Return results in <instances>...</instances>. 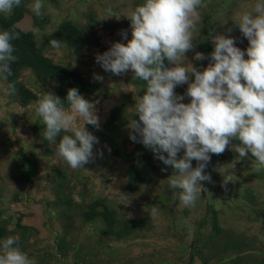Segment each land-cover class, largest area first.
Instances as JSON below:
<instances>
[{
    "label": "clouds",
    "instance_id": "9594fccd",
    "mask_svg": "<svg viewBox=\"0 0 264 264\" xmlns=\"http://www.w3.org/2000/svg\"><path fill=\"white\" fill-rule=\"evenodd\" d=\"M20 5L21 0H0V13L10 14ZM206 7L205 0H144L127 16L132 27V39L127 45L115 43L108 51L96 57L97 63L105 72L121 75L131 69L136 79L147 82L146 94L138 99L135 106L139 120L134 114L131 123L129 120L122 122L126 123L125 134L130 136L131 143L127 145L128 148L123 142L120 144L128 152H136L131 158L134 160L133 164L144 166L145 156L152 159L160 178L163 170L166 179L167 173L175 169L176 174L166 179L165 183L173 192L180 190V201L184 206H194L206 181L218 174L214 173L211 177L204 174L211 160L209 154L224 153L233 139L239 141L234 150L241 159L250 154L256 162L253 165L255 171L264 169V0H256L251 11L237 14L236 25L249 41L246 52L235 46V38L216 36L213 40L215 50L212 48L214 52L211 54L214 63L201 72L192 64L186 63V53L194 50L193 33L196 31L199 9ZM31 8L36 14L34 20L36 16H43V0H35ZM107 15L119 18L111 8L107 10ZM25 18L26 15L22 21ZM22 21L18 24L19 27ZM48 21L49 24V18ZM65 21L71 20H64L60 24ZM48 24L43 26L44 31L52 32L60 25L50 31L45 28ZM33 32L39 35L40 29L34 28ZM123 36L127 39L126 33ZM19 38L20 35L15 30L0 32V81L5 83L15 102L12 93H15L16 87L14 83L8 85L7 77L13 74L10 65L17 60L12 41ZM50 46L60 49L61 41L53 39ZM54 49L49 51L56 53ZM47 55L53 58L51 54ZM195 59L201 61L205 56L196 53ZM165 61L172 66H166ZM64 65L75 69L72 65ZM26 70L31 71L40 83L39 91L43 93L41 97L32 86L24 82L23 73ZM192 76L194 82L190 83ZM96 79L102 78L97 76ZM20 80L37 94V99L26 107L16 103L27 108L36 102L35 111L41 118L35 127L46 126L43 136L49 143L60 137L57 155L72 169L85 168L87 164L88 169L100 166L95 165V160L97 154L102 156V152L94 153V145L99 140L86 128V125L97 129L100 127L95 104L86 100L78 89L72 88L68 90L65 107L60 98L55 96L58 93L55 88L58 82L51 79L42 83L29 68H25ZM184 84L188 85L186 96L191 101L187 104L182 102L185 97L178 96L175 92L178 85ZM50 85L54 86V95L42 89ZM78 118H82L83 125L77 123ZM129 124L134 133L132 135L127 132ZM137 134L140 137L138 142L143 147L135 143ZM182 150L184 155L178 158ZM149 151L158 160L153 161ZM141 155L144 158L142 161L138 160ZM193 160L197 162L195 168L192 166ZM161 161L171 168L162 167ZM138 189L132 192H137ZM212 190L209 188V191ZM218 191L215 189V192ZM205 198L208 199V193ZM253 207L264 218V204L259 202ZM213 209L221 212L219 217L222 227L223 213L214 204L207 202L206 212L201 219L212 215ZM157 211V207L153 206L151 216L155 217ZM150 225L151 222L148 226ZM207 227L210 226L202 228ZM145 229L147 227L142 230ZM258 238L261 239L260 236ZM18 241L17 236H9L3 240L0 264H36L20 250ZM194 245L190 252L191 258L194 254L197 255Z\"/></svg>",
    "mask_w": 264,
    "mask_h": 264
},
{
    "label": "rangeland",
    "instance_id": "374dc122",
    "mask_svg": "<svg viewBox=\"0 0 264 264\" xmlns=\"http://www.w3.org/2000/svg\"><path fill=\"white\" fill-rule=\"evenodd\" d=\"M137 0H43L44 8L41 10L42 15L49 18L50 23L45 26L46 29L52 31L64 20H71L80 27H86L91 22L89 19L90 10H94L95 17L100 21V25H95L96 36L99 38L102 46H90L84 52L83 58L74 61V56L69 54L66 58L63 52L57 50L48 51L53 56L55 61L62 64H69L85 74L89 79L98 80L96 77H101L98 81L103 84V91L92 96H84L86 100L95 104L96 114L99 117L100 127L95 128L92 125H86V128L99 140V143L94 145V153L100 150V142L104 132L102 128L105 122L110 117L111 109L116 105H124L125 121L131 120L135 114L139 120V115L135 113V106L138 99L142 97L130 85L125 83V77L128 74L134 73L131 69L121 75H115L111 72H105L99 63H97V55H102L108 51L115 43H127L132 39L131 20L127 17L131 14L134 4ZM256 0H205L206 8L199 9V19L196 25V31L193 33L194 50L186 53V63L192 64L198 71L205 70L209 64L206 62L207 54L201 52L199 45H208L215 50L213 42L214 37L224 35L226 38H235L236 47L246 52L249 47V41L241 33L237 23V14L245 11H251ZM35 0H31L28 5L29 12L26 18L20 24V28L25 31L34 29V16L36 15L31 8ZM111 8L119 15V18L107 15V10ZM209 17V19H207ZM123 33L127 34V39ZM196 53H202L205 56L204 60L197 61ZM247 59V56H245ZM91 62H88L90 61ZM66 63H65V62ZM214 63V62H213ZM23 80L28 86H32L39 93V97L43 95L40 90V83L37 82L34 74L26 70L23 73ZM190 83L194 82V76L190 77ZM242 83H244L242 81ZM48 87L50 89L48 90ZM43 87L44 91H49L55 94L54 86ZM188 85H178L175 92L178 96H184L182 101L190 103V98L186 96ZM36 102L31 107H20L11 97L5 83L0 81V213L5 218L16 222L18 214L24 215L23 223L30 227H34L33 232H40L39 239L47 240V243L53 242L52 231H61L65 223H60L55 217L49 216L45 207V201L52 198L51 185L54 183V172L52 166L67 167L63 158L55 153L52 157H45L37 143L41 142L42 133L35 129L38 120L41 118L36 114ZM132 121V120H131ZM130 121V123H131ZM139 122V121H138ZM77 123L83 125L82 118L77 119ZM46 127L45 125H42ZM141 126L142 123H141ZM127 132L134 134L130 128ZM137 134L136 145L143 147ZM33 148L40 159L41 168L39 175L33 183L18 181L14 177V156L18 150ZM23 148H22V147ZM39 146V145H38ZM236 145L230 144L220 155L211 156L210 162L205 168V175L210 177L216 174L210 181H206L204 191L208 193V199L200 195L194 206H184L180 201V190L171 191L172 188L166 184L172 175L176 174L175 169L167 173L165 179V170H163L161 178L158 181H152L150 184L140 186L137 192H127L125 189V178L122 175L120 168L118 172H105L101 166L87 169L86 185L89 191L113 199L118 205V211L122 214H128L127 218L136 221L142 218H150L151 225L147 229L132 235L125 240H109L102 238V244L97 247L100 255L108 253L113 260L120 257L126 264H187L191 261L190 252L194 240L197 238V233L202 234V239L207 240L210 236V227L206 229L198 226L201 218L206 212L207 202L214 204L218 210L223 211L221 221L222 228L226 230L217 237V240L222 239L229 232V229H240L247 235H258L262 240L257 242V246L264 250V218L259 212L249 205L246 199L241 197L242 191L248 186H252L257 192L260 201H264V180L260 178L250 180V173H254L251 167L256 163L254 158L250 156L241 159L239 154L234 150ZM21 147V148H20ZM58 149V148H55ZM103 154L110 151L108 147L100 150ZM110 153V152H109ZM149 155L155 160H158L152 151ZM184 155L183 150L178 154V158ZM225 156L230 158V161H224L220 158ZM143 155L138 157L142 161ZM164 168L171 166L164 165ZM192 166L195 168L197 162L192 161ZM161 168V167H159ZM71 170L72 169L70 167ZM209 171V172H208ZM264 171V169H262ZM236 180L237 183L221 187L223 181ZM242 184V188L241 185ZM240 186V188H239ZM213 189L212 191H209ZM215 189L219 190L215 192ZM233 197V201L229 200V196ZM159 199H163V202ZM166 199H169L168 201ZM76 204L81 201L78 196L74 197ZM164 202L166 207L164 206ZM156 206L158 211L155 217L151 216L152 207ZM185 210L189 211L188 215H183ZM172 211V212H171ZM119 215V214H118ZM121 218V216H120ZM75 223L76 230L80 229L84 232L85 224L81 223V216L78 213L74 215L73 224ZM176 227V231L173 229ZM87 229L90 235L97 239L96 230L92 227ZM178 232V233H177ZM55 233V232H54ZM86 233V234H88ZM57 234V233H55ZM100 238V237H99ZM92 241V240H91ZM96 242V241H95ZM34 244V243H31ZM46 244V242L44 243ZM201 245L200 241L198 242ZM109 246L112 249L108 248ZM115 251V254H111ZM27 255L30 259L39 260L43 258L42 252L34 251L27 248ZM29 253L33 255H29ZM55 253V250H53ZM103 258V257H101ZM51 264H58V258L48 259ZM64 261V260H61ZM195 264H203L196 254L193 256ZM71 263V261H70Z\"/></svg>",
    "mask_w": 264,
    "mask_h": 264
},
{
    "label": "trees",
    "instance_id": "16d2710c",
    "mask_svg": "<svg viewBox=\"0 0 264 264\" xmlns=\"http://www.w3.org/2000/svg\"><path fill=\"white\" fill-rule=\"evenodd\" d=\"M30 2L31 0H21V5L15 7L10 14L0 13V32L15 30L20 35L18 40L12 41L16 49L14 55L17 60L10 65L13 74L7 77L8 85L10 83L15 84L16 91L12 94L16 102L26 107L37 99V94L20 80L25 68L33 70L38 80L42 83L55 79L58 82L55 87L58 93L55 96L60 98L65 107H67L66 97L69 89H78L83 97L102 92L104 89L102 82L91 80L79 70H73V68L67 67L60 62L56 63L55 59L47 55L49 50L54 49L50 46V41L53 39L61 41V48L54 50L63 52L66 58L69 57V54L74 56V61H78L80 57L83 58L85 56L83 55L84 52L90 46H102L95 32V25H100L101 23L96 19L94 10H90L89 19L92 23L88 26L81 28L72 21H65L52 32L44 31L43 28L44 25L48 24V18L36 16L34 28L40 29L39 35H36L33 30L25 31L18 25L29 12L28 5ZM143 2L144 0H137L133 10ZM199 47L201 52H208L206 62L212 63L211 54L214 50L211 45H199ZM88 62H91V60ZM165 64L169 67L172 66L168 65L167 61H165ZM125 83L132 86L141 97L146 94L147 82L136 79L134 73L125 77ZM49 89L50 87H48ZM124 113V105H116L111 109L110 118H108L102 128L104 132L101 133L104 134L99 145L100 150L108 147L110 151L102 153V156L97 154L95 165H100L108 173L118 172V168H120L122 175H119L124 177L126 181L125 189L132 192L137 190L139 186L150 184L153 178L154 181H158L157 177H159V174L157 168L151 162L152 159L145 156L144 166L133 164L134 160L131 158L133 154L136 155V152L131 150V152H128L121 146L120 142H123L126 147L131 143L130 136L125 134L126 123H122ZM45 128L42 125L41 127H35L37 132L42 133L41 142L37 143L36 146L40 148L45 157H52L58 152V149L55 148H58L60 137L49 143L43 136ZM231 144L238 145L239 141L233 139ZM23 146L27 147L28 145ZM36 146L27 147V149L18 150L15 153L13 165L15 166L14 177L16 180L24 183H33L38 177L41 162L40 159L38 161L39 156L33 149ZM100 150L98 149L95 152H101ZM212 155L214 156V154ZM220 159L230 161V158L225 156ZM66 166L61 168L52 166V171L55 175L54 183L50 188L52 198L45 201L47 214H49L50 218L55 217L58 222L65 223L62 226V230L52 231L53 242L47 243L49 239H39L40 232L34 233V227L23 223V214L19 213L18 220L12 222L0 213V254L3 251V240L9 236H17L19 237L18 246L22 252L27 254V248L30 247L34 251L43 253V258L34 260L36 264H51L49 263L50 260L45 258H58L60 260L58 264H124L120 257L113 260L108 253L99 256L97 247L102 244V238L125 240L142 231L143 228L148 227L150 218L132 221L127 218L128 214L119 213L118 204L113 199L89 191L86 185L88 164L84 166L85 168L75 170H71L67 163ZM251 168L255 170L254 167ZM218 175L220 174L218 173ZM249 176L250 180H259L260 178L264 180V171H255L250 173ZM204 183L205 181L203 185ZM235 183H237L236 180L227 179L226 183L223 181V185L228 187ZM239 185H241V188L243 187L242 184L239 183ZM201 195L204 197L207 195L204 191V186ZM75 196L80 198L79 204L75 203ZM228 196L229 194H227L226 198ZM229 197V200L233 201V197ZM241 197L246 199L249 205L252 206L258 204L256 200L260 201L257 192L252 186L244 188ZM159 200L163 202V199ZM166 200L168 201L169 199ZM262 203L264 204V201ZM164 206L167 209L165 202ZM78 213L81 216V223L85 224L84 232L81 228L76 230L75 223L73 224L74 215ZM183 215H188V210H185ZM219 216H221V212L213 209L212 215L206 216L204 220H201V224H198L200 228L205 225L211 227L210 236L207 240L201 238L202 234L200 232L197 233V238L194 240L196 256L199 257L203 264H264V250L257 246V242L261 240L258 235H247L240 229L234 228L229 229L224 238L217 240V237L226 230V227L224 229L220 226ZM88 227L96 230L97 239L94 240V236L88 233ZM173 230L176 231V227ZM199 241L201 247L196 245ZM45 242L46 244H44ZM108 248L112 249L111 246ZM53 250H55V253H53ZM115 253V251L111 252V254ZM29 255L33 254L29 253ZM165 263L168 264L167 261ZM187 264H195L193 257L190 263Z\"/></svg>",
    "mask_w": 264,
    "mask_h": 264
}]
</instances>
